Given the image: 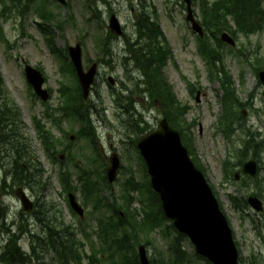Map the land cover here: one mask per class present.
<instances>
[{
  "label": "rangeland",
  "instance_id": "374dc122",
  "mask_svg": "<svg viewBox=\"0 0 264 264\" xmlns=\"http://www.w3.org/2000/svg\"><path fill=\"white\" fill-rule=\"evenodd\" d=\"M6 4L4 6L0 3V71L8 98L19 111L21 126L29 141L31 153L42 165L45 178L48 179H42L47 182L45 192L38 191L37 194L30 187L11 184L9 160L0 158V207L7 213V219L0 221V225L4 224L9 230H4L3 238L0 237V264H6L3 252L12 235L20 238V245L28 258V262L24 264H59L58 255L51 248L49 233L44 224V219L47 218L52 219L53 224L64 223L60 227L69 225L76 228V239L84 242V252L88 255L83 259V264H90V254L101 259L97 264H111L100 251L101 243L96 234L97 214H91L94 211L92 203L85 204L86 199L79 190L77 198L86 209L85 217L80 218L71 212L66 195L60 194L62 188L57 174L59 167H54L46 158L34 122L35 119L41 120L43 124L52 127L44 116V104L58 108L62 101L58 92L62 83H74L75 79L70 73H63L62 67L71 63L66 56V48L81 43L85 69L88 70L94 63L98 64L91 97L85 101L93 107L91 119L96 127L104 164L107 169L114 155H118L121 161L117 179L110 184L112 189H104L101 196L110 199V192H114L117 200L122 203V183L132 173L138 181L146 183L148 175L144 162L140 159L137 142L142 136L158 128L164 113L161 105L154 102L150 93L144 90L142 72L131 59L129 51V44L138 39L137 24L142 15L158 20L159 28L164 31L165 42L172 50L173 57L164 67V77L172 86L178 101L189 107L187 125L184 126L185 136L191 140L194 153L205 169L206 178L215 188L231 223L239 246L241 264H264V212L254 211L245 202L252 192L258 191L256 181H248L244 177L237 181L224 180V162L228 158L236 159L235 152L242 149L247 138L245 132L251 130L260 133L255 142L259 145L263 142L264 84L259 79L255 66L257 58L263 59L264 63V23L261 30L249 37L239 34L235 38L236 47L226 44L222 49L224 63L233 76L239 100L245 104L240 110L245 109L247 113L243 121L235 124V131L227 135L221 126L224 114L221 85L218 81L211 80V67L199 53V36L186 19L187 6L184 0H68L67 5H61L56 0H35L30 3L29 0H21L18 5L9 1ZM192 6L202 25L200 0H192ZM4 8L7 10L5 14ZM47 11L53 14L54 17H50L53 21H42L41 12L47 14ZM112 13L119 17L127 37H118L113 33L108 36L111 32L109 18ZM40 24L46 26L45 29L48 28V35L42 32ZM206 35L209 33H205L204 37ZM211 42L216 47L215 41ZM108 47L112 51L109 55L104 53ZM240 50L247 52L248 59L239 54ZM25 64L43 73L46 79L44 88L51 95L48 101H43L36 95L26 78ZM110 77L115 80L114 85L109 83ZM131 92H134V109L142 122L141 130L131 126L132 118L136 121L138 116L133 112L127 114V102H124L123 97L117 96H129ZM65 121L63 129L70 131V134L81 129L78 120L68 121L66 118ZM53 130L57 137L61 136L60 132L56 133L55 128ZM258 151L262 169L254 179L260 181L263 190L264 145ZM73 153L79 157V166H88L94 158L92 146L86 138L74 145ZM247 154L246 161L251 160L254 149L247 150ZM67 166L74 173L77 183L79 167H75L71 160ZM102 167L98 164V169L102 170ZM240 168L237 166L234 173L240 171ZM4 180L5 185L2 184ZM244 182L246 185H243ZM79 184L80 182L78 186ZM19 189L25 190L37 204L33 210L24 209L17 193ZM140 195L136 197L139 198ZM142 195H146V188ZM232 198L236 199L237 205L232 203ZM262 200L264 201V197ZM132 207L140 208L141 204L136 201ZM86 225L92 228L87 229ZM168 225H171L170 221L163 228L144 234L141 238V244L146 246L149 258L157 261V264H171L167 262L171 257L170 244L176 240L178 233L174 228L167 229ZM82 228L91 235L90 240L83 238L79 230ZM36 236L44 241L38 240ZM90 244L93 245L95 254L91 253ZM180 244L184 251V263L177 264H210L196 254L188 238L181 239ZM136 250L138 252V246Z\"/></svg>",
  "mask_w": 264,
  "mask_h": 264
},
{
  "label": "trees",
  "instance_id": "16d2710c",
  "mask_svg": "<svg viewBox=\"0 0 264 264\" xmlns=\"http://www.w3.org/2000/svg\"><path fill=\"white\" fill-rule=\"evenodd\" d=\"M6 1L19 4L21 0H0V2L5 3ZM32 1L35 0H29V3ZM200 6L203 18L202 24L209 36L204 39L199 38V53L211 67L212 81H218L221 85V91L223 92L221 99L224 107L221 126L229 135L235 131V124L244 120L240 108H243L245 104L239 100L233 76L224 63L222 49L225 45L220 41L219 34L228 31L236 38L239 34L249 37L256 31L261 30L264 23L263 0H200ZM42 17L50 19L54 16L47 11V14L42 12ZM141 18L138 26V39L129 44L131 59L135 61L136 66L142 72L144 90L150 93L154 102L157 101L161 105L164 116L171 126L180 131L183 143L187 146L193 161L197 167L205 172L204 167L194 153L191 140L185 136L184 126L187 125L186 117L189 107L178 101L172 86L164 77V67L173 57L172 50L166 44L163 31L159 28L157 21L149 16L142 15ZM212 40L215 41L216 47L212 44ZM104 53L109 55L112 52L109 48H106ZM239 54L248 59L247 52L240 50ZM261 69H264L263 59L257 58L255 70L258 72ZM63 72L70 73L75 79L74 83L72 85H69V82L68 84L62 83L59 90L62 101L58 108L45 106L44 116L50 122L51 128L43 124L41 120L35 119L37 137L42 143L48 160L53 165L61 162L63 168L58 173V177L62 185V193H76L78 190V187L74 185L73 172L65 167V163L71 160L74 165L79 167L78 179L81 192L85 198L95 201L97 206L101 208L103 204L100 194L103 188L106 190L111 189L107 182L106 170L100 171L98 169V164L103 166V157L97 139L96 127L91 119L93 107L83 100L82 90L72 63L66 64ZM191 88L193 89V86ZM133 94L134 92H131L128 97H123V100L127 102L125 106V109L128 110L127 114L133 112L134 115L138 116L136 121L132 118L131 126L141 130L140 124L142 122L134 109ZM117 96L120 98V94ZM66 118L68 120H78L81 124V129L75 132L77 135L75 142L77 143L82 138H86L92 146V156L94 158L90 160L92 163L91 168L86 165L79 166L77 163L79 157L73 153L74 142L64 144L69 140L70 133V131L63 129ZM54 128L62 133V137H57ZM247 136L248 139L245 140L244 147L235 152L237 162H234V158H228L224 162L225 181L232 179L235 167L243 164L247 158V150L253 148V157L258 158L259 156L258 148L260 145L255 142L254 133L249 130ZM61 153L66 154L65 162L60 161ZM2 157L9 160L11 184L30 187L36 193L38 191L45 192L47 182H43L42 179L48 178H45L42 165L31 153L29 141L25 137V132L21 126L19 111L8 98L4 78L0 72V158ZM94 175L97 178H94ZM6 178L4 179L7 180ZM122 185V203L115 198L114 193H111L112 203L108 202L110 199L104 201V208L106 209L102 217L99 234L104 243V255L107 262L111 264H140L136 247L141 243V238L144 234L148 235L163 228L167 223V219L163 214L160 199L152 190L148 178L146 183H143L138 181L132 173ZM257 187L258 191L254 192V195L263 196L262 192L264 191L261 189L260 183H257ZM145 188L146 195H142ZM135 193L141 194L139 200L142 207L140 210L132 207L135 200H137ZM141 213H143V216ZM6 216V212L0 207V221H4L7 218ZM44 220H46L44 224L49 233L51 248L57 253L59 264H83V259L88 255L84 252V242L76 239L77 233H69L70 227L67 225H64V228L60 227L63 225L60 222L59 224H53L48 218ZM3 228L9 232L4 224L0 225V231ZM170 228H173L172 224L167 227V229ZM36 237L38 240L44 241L40 236ZM183 238H185L184 235L178 234L176 240L171 242V257L167 262L171 264L184 263V251L180 244V240ZM32 247L35 251V246ZM3 254L6 264H24L28 262L26 253L20 245V238L13 235L7 241ZM89 259L90 264L99 262L96 255L89 256ZM162 261L164 260L162 259ZM151 264H157V261L151 259Z\"/></svg>",
  "mask_w": 264,
  "mask_h": 264
},
{
  "label": "water",
  "instance_id": "95a60500",
  "mask_svg": "<svg viewBox=\"0 0 264 264\" xmlns=\"http://www.w3.org/2000/svg\"><path fill=\"white\" fill-rule=\"evenodd\" d=\"M57 1L61 4L67 3L66 0ZM185 1L188 4L187 19L191 22L193 29L203 36L204 31L194 16L191 0ZM110 28L117 34H123L115 14L111 17ZM221 40L231 46L236 45L234 38L227 32L221 35ZM69 52L83 96L87 99L95 81L97 65L94 64L88 71L84 70L80 45L70 47ZM25 72L37 95L45 101L48 100L49 93L43 88L42 73L29 65L26 66ZM259 77L264 83V70L260 72ZM110 81L114 83L112 78ZM138 148L146 163L152 188L160 197L165 216L173 222L179 233L190 238L197 254L213 264H239L238 250L228 220L221 211L219 202L204 174L191 160L179 131L174 129L166 118H163L156 130L139 140ZM61 158L63 159L64 156ZM119 168L120 158L115 155L111 159V167L108 170L110 182L115 181ZM244 171L255 176L256 161L247 162ZM237 177H239L238 174ZM19 195L25 210H31L33 203L26 193L20 190ZM70 199L72 207L83 215V209L76 202L74 195H70ZM249 203L257 211L263 210V203L259 198L250 197ZM139 255L141 264H150L144 245L139 247Z\"/></svg>",
  "mask_w": 264,
  "mask_h": 264
}]
</instances>
